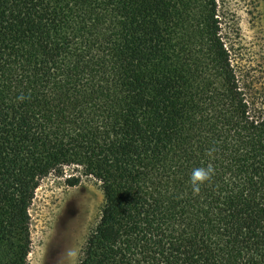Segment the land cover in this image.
I'll list each match as a JSON object with an SVG mask.
<instances>
[{"label":"trees","instance_id":"1","mask_svg":"<svg viewBox=\"0 0 264 264\" xmlns=\"http://www.w3.org/2000/svg\"><path fill=\"white\" fill-rule=\"evenodd\" d=\"M217 12L0 0V264H28L36 189L67 167L104 195L77 264H264V91Z\"/></svg>","mask_w":264,"mask_h":264},{"label":"rangeland","instance_id":"2","mask_svg":"<svg viewBox=\"0 0 264 264\" xmlns=\"http://www.w3.org/2000/svg\"><path fill=\"white\" fill-rule=\"evenodd\" d=\"M222 37L240 78L264 91V0H217ZM224 88L223 80L217 82ZM43 178L30 206L31 251L28 264H77L89 230L98 222L104 202L95 178L66 184L73 173Z\"/></svg>","mask_w":264,"mask_h":264},{"label":"clouds","instance_id":"3","mask_svg":"<svg viewBox=\"0 0 264 264\" xmlns=\"http://www.w3.org/2000/svg\"><path fill=\"white\" fill-rule=\"evenodd\" d=\"M211 174V167L194 168L190 176V185L192 187V191L198 192L200 184L207 181L210 178Z\"/></svg>","mask_w":264,"mask_h":264}]
</instances>
